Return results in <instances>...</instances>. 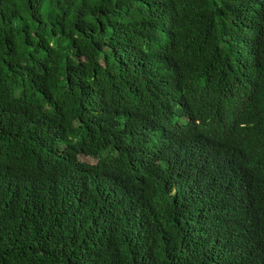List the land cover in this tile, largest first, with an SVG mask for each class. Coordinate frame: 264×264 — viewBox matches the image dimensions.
<instances>
[{
  "label": "trees",
  "instance_id": "1",
  "mask_svg": "<svg viewBox=\"0 0 264 264\" xmlns=\"http://www.w3.org/2000/svg\"><path fill=\"white\" fill-rule=\"evenodd\" d=\"M0 264H264V0H0Z\"/></svg>",
  "mask_w": 264,
  "mask_h": 264
},
{
  "label": "rangeland",
  "instance_id": "2",
  "mask_svg": "<svg viewBox=\"0 0 264 264\" xmlns=\"http://www.w3.org/2000/svg\"><path fill=\"white\" fill-rule=\"evenodd\" d=\"M81 160H82V161H85V162H90V163H95V162H96L95 159L90 158V157H85V156H82V157H81Z\"/></svg>",
  "mask_w": 264,
  "mask_h": 264
}]
</instances>
